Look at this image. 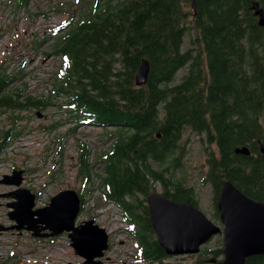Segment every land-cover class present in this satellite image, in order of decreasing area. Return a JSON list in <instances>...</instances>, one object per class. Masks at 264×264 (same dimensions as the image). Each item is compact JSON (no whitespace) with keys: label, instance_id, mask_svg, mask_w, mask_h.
Masks as SVG:
<instances>
[{"label":"trees","instance_id":"16d2710c","mask_svg":"<svg viewBox=\"0 0 264 264\" xmlns=\"http://www.w3.org/2000/svg\"><path fill=\"white\" fill-rule=\"evenodd\" d=\"M29 1L0 0L14 10H25ZM95 1L92 12L69 21L58 38L54 55L62 64L49 98L10 92L15 77L0 73V115H8L10 125L0 130V153L22 133L19 114L55 106L57 97H66L76 122L113 128L106 132L113 145L100 158L103 197L122 212L138 258L161 262L168 257L151 228L145 199L158 183L162 196L197 207L191 190L175 177L186 132L205 145L203 182L211 185L215 202L226 180L264 202V27L251 9L255 2L264 9V0H196L195 12L188 0H121L101 11V0ZM187 34L189 48L183 51ZM142 59L150 71L146 84L137 87ZM182 69L187 73L174 83ZM243 147L249 156L235 154ZM80 148L79 176L86 183L90 153ZM204 253L216 259L221 250ZM245 264H264V256Z\"/></svg>","mask_w":264,"mask_h":264},{"label":"rangeland","instance_id":"374dc122","mask_svg":"<svg viewBox=\"0 0 264 264\" xmlns=\"http://www.w3.org/2000/svg\"><path fill=\"white\" fill-rule=\"evenodd\" d=\"M120 1L101 0L98 10L107 6L113 8ZM95 6V0H30L25 10H14L0 2V73L15 77L9 91L21 90L25 96L35 99L49 98L62 64L61 58L54 55L58 38L71 24L89 15ZM184 9L191 19L189 6ZM61 27L63 30L54 36V31ZM190 36L184 37L183 51L189 48ZM186 73L187 69L178 71L174 83H179ZM66 101V97H57L51 101L55 106L19 114L22 119L17 129L22 133L0 153V264H85L84 259L75 254L67 233L42 239L32 237L25 230L9 229L15 222L8 216L14 209L8 206L16 201L9 194L18 188L27 189L35 196V209L48 206L50 199L61 191H75L83 199L75 226L93 221L108 237V249L97 259L98 264H198L206 258H214L204 251L221 250V235L202 246L200 255L167 256L161 262L138 258L136 242L122 212L103 197L104 173L100 158L113 145L114 140L106 134L113 128L104 130L76 122L64 105ZM7 116L0 115V130L5 126L9 128ZM82 145L90 153V181L86 183L79 176ZM180 146L176 179L191 190L197 208L207 219L221 227L212 187L203 182L207 170L205 145L198 135L186 132ZM152 170H158V166L153 164ZM13 171H23L20 187L1 182L11 177ZM153 187V192L161 195L160 184ZM112 227L115 230L109 233ZM216 259L221 261L222 254Z\"/></svg>","mask_w":264,"mask_h":264},{"label":"water","instance_id":"95a60500","mask_svg":"<svg viewBox=\"0 0 264 264\" xmlns=\"http://www.w3.org/2000/svg\"><path fill=\"white\" fill-rule=\"evenodd\" d=\"M196 10V0H188ZM259 27H264V9L257 2L251 7ZM149 63L142 59L135 75V84L141 87L149 76ZM236 155L249 156L246 147L235 149ZM23 171H13L3 182L20 187ZM16 201L8 207L15 225L10 230H25L34 238H53L68 234L75 254L85 264H98L108 249V237L102 228L87 221L75 226L81 210V198L73 190H64L50 199L48 206L35 209V196L24 188L9 194ZM8 196V197H9ZM151 228L167 256L197 255L201 247L213 237L222 236V260H208V264H245L252 257L264 256V202L250 199L230 181L222 183L217 194L216 209L221 227L215 225L191 204L172 201L156 192L146 196Z\"/></svg>","mask_w":264,"mask_h":264},{"label":"bare ground","instance_id":"6f19581e","mask_svg":"<svg viewBox=\"0 0 264 264\" xmlns=\"http://www.w3.org/2000/svg\"><path fill=\"white\" fill-rule=\"evenodd\" d=\"M116 228V227H115ZM115 229H114V227H112V229H110V232L109 233H111L112 231H114ZM105 231V230H104ZM107 232V231H106ZM108 233V234H109Z\"/></svg>","mask_w":264,"mask_h":264}]
</instances>
